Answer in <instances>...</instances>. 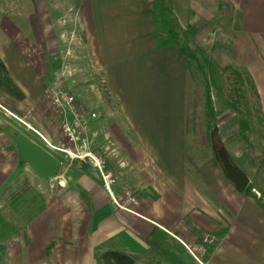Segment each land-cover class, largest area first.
<instances>
[{
	"label": "crops",
	"instance_id": "crops-1",
	"mask_svg": "<svg viewBox=\"0 0 264 264\" xmlns=\"http://www.w3.org/2000/svg\"><path fill=\"white\" fill-rule=\"evenodd\" d=\"M28 1L31 12L21 16L20 26L0 24L10 40L15 30L29 35L48 30V0ZM58 1L67 2L68 15L82 23L115 103V120L102 125L101 134L93 133L101 135L90 139L94 153H77L71 163H62L63 179H50L61 180L58 188L44 184L49 180L29 167L33 176L27 178L46 189L37 191L41 210L19 234L1 213L15 210L18 200L9 189L24 163L0 136V218L7 224L0 226L3 258L11 264H103V254L114 251L132 256L135 264H264L260 193L250 186L239 192L208 142L200 154H189L186 104L196 57L171 30L172 0ZM225 2L234 7L241 61L264 116V0ZM25 83L19 86L28 98L41 97L29 93ZM101 173L116 180L110 190Z\"/></svg>",
	"mask_w": 264,
	"mask_h": 264
},
{
	"label": "rangeland",
	"instance_id": "rangeland-1",
	"mask_svg": "<svg viewBox=\"0 0 264 264\" xmlns=\"http://www.w3.org/2000/svg\"><path fill=\"white\" fill-rule=\"evenodd\" d=\"M28 2L0 0V24L5 22V25H12V29H15L13 25L20 26L21 16L27 13ZM46 2L51 10L50 24L48 30L41 35H29L19 29L13 31L10 40L9 33L0 29V52L18 81L16 83L10 74L14 83L20 88L19 85L26 81L29 93L34 96L41 94L37 99L28 98L20 88L27 99L21 102L0 91V136L8 140L6 143L13 148L18 162L20 160L17 146L7 132L9 127L44 148L61 163L68 164L74 157L65 151L73 150V147L62 132L64 117L47 97V92L59 93L60 90L73 96L74 108L77 110L75 113L80 123L92 119L93 113L97 115V118L90 120L88 124L90 126L85 132L86 141H79L84 147L79 155L94 153L89 145L90 139L101 137L98 131L100 127L113 123L116 106L107 90L102 72L94 64L79 17L72 12L68 15V3L65 1ZM171 5V30L193 47L196 57L186 104L190 156L200 154L206 147L203 143L208 142L217 159L219 150L226 151L233 166L250 178L249 188L264 187L261 176L257 175L258 147L250 148L237 135L238 117L233 110L224 107L222 92L213 79V73L222 79L221 74L225 68L227 77L230 68L242 62L230 50L234 49L236 44L239 46L238 31L234 29V12L230 3L225 0H172ZM28 10L27 15L31 8L28 7ZM218 44L219 47H216ZM190 70L192 71V68ZM27 77L30 79L26 80ZM40 82H44V85ZM67 113L70 122L75 120V116ZM93 120L98 122L96 127L91 126L95 122ZM72 125L77 131L80 129L77 122L74 121ZM94 132L100 134L94 135ZM76 161L73 164L77 163ZM18 169L15 173L17 177H14L17 179L16 185L9 189L15 194L18 204L15 200L12 205L15 210L7 212L4 209L1 213L13 227L11 229H14V234H19L26 222L41 210L42 200L37 197V191L44 189L45 192L44 184H53L54 188H58L66 173L63 166L57 174L61 180L53 183L46 181L38 188L34 180L27 178L33 176L28 165L21 164ZM44 194L46 196V193ZM260 198L264 200L261 194ZM2 260L1 264H11L6 256L2 257Z\"/></svg>",
	"mask_w": 264,
	"mask_h": 264
},
{
	"label": "trees",
	"instance_id": "trees-1",
	"mask_svg": "<svg viewBox=\"0 0 264 264\" xmlns=\"http://www.w3.org/2000/svg\"><path fill=\"white\" fill-rule=\"evenodd\" d=\"M231 5V4H230ZM232 11L234 7L231 5ZM220 44L216 45L219 47ZM239 46L230 48L240 59ZM242 63V62H241ZM230 68L226 77V68L223 69L221 77L213 73L215 85L222 92L224 107L230 108L237 115V135L250 148L258 147L257 175L264 182V116L260 102V96L247 68L242 64ZM0 91L16 98L21 102L27 99L21 89L14 83L10 73L0 56ZM264 198V187H255ZM6 222L0 218V226L7 227ZM3 257V247L0 245V264ZM103 264H135V259L126 254L110 251L103 254Z\"/></svg>",
	"mask_w": 264,
	"mask_h": 264
},
{
	"label": "water",
	"instance_id": "water-1",
	"mask_svg": "<svg viewBox=\"0 0 264 264\" xmlns=\"http://www.w3.org/2000/svg\"><path fill=\"white\" fill-rule=\"evenodd\" d=\"M7 132L14 139L22 162L28 165L35 174L45 180H50L57 176L62 166L58 158L16 129L9 127ZM217 154L226 177L239 192H244L251 183L250 178L243 171L233 166L224 149L219 150Z\"/></svg>",
	"mask_w": 264,
	"mask_h": 264
},
{
	"label": "built area",
	"instance_id": "built-area-1",
	"mask_svg": "<svg viewBox=\"0 0 264 264\" xmlns=\"http://www.w3.org/2000/svg\"><path fill=\"white\" fill-rule=\"evenodd\" d=\"M47 97L53 101V105L56 106L55 108L58 109L59 113L64 117V120L62 122V132L66 136V140L69 142L71 147H73V150L65 151L68 155L75 157L77 156V153H80L84 150V147L82 144H80V139H82L83 142L86 141L85 132L87 129L86 121L85 123H80L79 118H77V115L74 108V98L73 96L65 93L64 91H48ZM57 94V95H56ZM69 112L72 116H75V120L71 121L69 120L68 113ZM92 119H96V114H91ZM83 118V117H82ZM68 121V122H67ZM77 122V127L80 128L78 131L76 130V127L72 125V123ZM78 144L80 145L78 147ZM88 144V143H87ZM77 151V152H76ZM99 169L101 168L99 163H96ZM102 174V180L108 190H110V185H112L115 180L112 178L110 174ZM205 242L212 243V239L206 237L204 239ZM193 254V253H192Z\"/></svg>",
	"mask_w": 264,
	"mask_h": 264
},
{
	"label": "flooded vegetation",
	"instance_id": "flooded-vegetation-1",
	"mask_svg": "<svg viewBox=\"0 0 264 264\" xmlns=\"http://www.w3.org/2000/svg\"><path fill=\"white\" fill-rule=\"evenodd\" d=\"M61 170V169H60Z\"/></svg>",
	"mask_w": 264,
	"mask_h": 264
}]
</instances>
